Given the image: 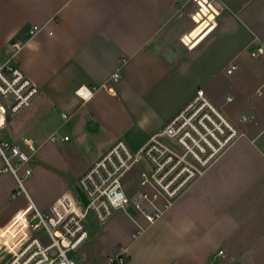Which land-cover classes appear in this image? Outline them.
Here are the masks:
<instances>
[{
  "label": "crops",
  "instance_id": "1",
  "mask_svg": "<svg viewBox=\"0 0 264 264\" xmlns=\"http://www.w3.org/2000/svg\"><path fill=\"white\" fill-rule=\"evenodd\" d=\"M206 2L196 23V0H0V56L21 44L19 63L40 86L4 135L35 140L39 160L28 193L42 210L78 189L81 175L117 140L140 148L197 89L239 110V118L227 116L244 134L153 221L130 206L93 232L100 224L90 217L80 252L87 263L125 248V264H209L225 248L233 264H264V58L251 54L264 44V0H215L216 15ZM33 25L42 28L30 36ZM81 87L93 95L83 97ZM243 114L254 118L240 127ZM56 131L69 139L53 142L77 140L73 148L82 152L81 140H102L92 142L95 151L76 180L54 171L67 168L58 149H43ZM118 132L124 137L109 142ZM140 168L124 179L130 192L139 186ZM17 187L11 172H1L0 229L29 204L27 195H13ZM94 243L102 255L88 260L82 249Z\"/></svg>",
  "mask_w": 264,
  "mask_h": 264
},
{
  "label": "built area",
  "instance_id": "2",
  "mask_svg": "<svg viewBox=\"0 0 264 264\" xmlns=\"http://www.w3.org/2000/svg\"><path fill=\"white\" fill-rule=\"evenodd\" d=\"M203 1H209L206 3L216 15L215 0ZM196 2L198 7L192 17L198 23L197 15L199 10L204 12V6L202 0ZM41 28L33 25L30 36ZM13 48L8 56H0V117H3L0 159L4 163L0 174L8 171L16 177L18 187L13 195L24 193L29 204L0 229V264H125V248L95 263L81 258L80 250L90 236V217L105 224L117 211L133 206L153 221L220 152L244 134L206 91L199 88L140 148L133 149L124 139L117 140L81 175L78 191L64 193L47 210H42L31 200L19 174L20 169L25 176L33 173L30 161L37 151L35 140L25 136L13 140L4 135L10 116L28 107L40 92V86L19 63L21 44L15 43ZM251 54L264 58V44L258 45ZM235 68L236 65H231L228 73ZM106 89L112 91L113 87L109 83ZM77 92L87 98L93 95L91 89L83 87ZM257 92L262 93L261 90ZM63 116L69 118L67 113ZM252 118L253 115L243 114L241 121L249 122ZM59 139L68 140L69 136H60L57 131L50 136L51 141ZM137 166L141 167L139 186L130 192L124 179ZM158 200L163 201L162 208ZM145 203L152 206V212H148ZM209 264L233 263L227 258L225 248H219L210 257Z\"/></svg>",
  "mask_w": 264,
  "mask_h": 264
},
{
  "label": "rangeland",
  "instance_id": "3",
  "mask_svg": "<svg viewBox=\"0 0 264 264\" xmlns=\"http://www.w3.org/2000/svg\"><path fill=\"white\" fill-rule=\"evenodd\" d=\"M197 9V8H196ZM230 93H233L232 91H228ZM227 93V91H226ZM226 95V94H225ZM223 97V96H222ZM220 103V104H218ZM216 102L217 106H219V108L228 116H231L232 118H239V110L235 108V102H231V103H228V104H224L222 102V100L220 102ZM222 106V107H221ZM27 108V107H26ZM26 109H23L22 111H20L19 113L17 114H13L11 115L10 117L12 118V120H14V118H17L20 116V114H23L25 112ZM22 116V115H21ZM238 120V124L240 127L244 126V124H248V122H243V121H240V119H237ZM157 123V120L155 119L154 121V124ZM40 124V123H39ZM113 131L115 132V128H112ZM42 133V131H39L38 132V135H40ZM122 134H120L119 132L118 133H110L109 134V142L112 141L113 139H115L116 136H121ZM124 137V136H121V138ZM119 138V137H118ZM116 138V139H118ZM127 138V137H125ZM38 142H40L41 140H37ZM77 140H74L72 139V141H65V142H51V143H45V147L43 148L44 150H47L48 148L50 147H53L54 149H58L60 154L64 157L65 161H66V166L65 168L66 169H54V171H56L58 174H62L65 178H68V179H75L76 180V177L79 175V173L81 172V170L83 169V167L85 166L87 160L91 157V153H93L95 151V149H92L91 145L93 144H100V142H102V140H88V139H83L81 140V147L80 148H86V151H81L79 150V147H74L73 148V144L74 142H76ZM92 142H94L92 144ZM41 148V146L39 147ZM88 153V154H86ZM37 151L35 153V155L32 157L31 161H30V164L31 166L33 167L34 165V161L35 160H39V156L37 157ZM38 158V159H37ZM42 165H45L46 168H49V166L45 163H42ZM34 173H36V171L33 170V173L32 175L30 176H25L24 172H23V169H20L19 170V174L21 176V178L23 179V182L26 186V189L27 191L29 192L30 189H29V180L30 178L34 175ZM76 191H78V189L75 188ZM24 194V193H22ZM47 194V193H46ZM97 224V223H96ZM101 225L103 224H100V225H94L92 226V231L93 229L96 230V229H99L101 227ZM94 232V231H93ZM88 248L85 247L84 249H82L83 251V255L84 257H86L88 260L91 259V258H94V257H98V256H101L102 254H99L100 252V248L99 247H95V243L93 245V247L89 250V252H87ZM81 252V250H80ZM84 259V258H83ZM100 259V258H99ZM85 260V259H84ZM87 261V260H86ZM99 261V260H98ZM96 261V262H98Z\"/></svg>",
  "mask_w": 264,
  "mask_h": 264
},
{
  "label": "snow or ice",
  "instance_id": "4",
  "mask_svg": "<svg viewBox=\"0 0 264 264\" xmlns=\"http://www.w3.org/2000/svg\"><path fill=\"white\" fill-rule=\"evenodd\" d=\"M3 123V117H0V124Z\"/></svg>",
  "mask_w": 264,
  "mask_h": 264
}]
</instances>
